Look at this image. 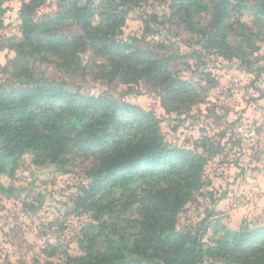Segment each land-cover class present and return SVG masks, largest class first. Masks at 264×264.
Instances as JSON below:
<instances>
[{
    "label": "rangeland",
    "instance_id": "obj_1",
    "mask_svg": "<svg viewBox=\"0 0 264 264\" xmlns=\"http://www.w3.org/2000/svg\"><path fill=\"white\" fill-rule=\"evenodd\" d=\"M201 1L207 8L198 12L189 0H0V96L22 92L13 112L37 119L48 109L31 114L22 104L57 102L65 92L154 115L166 149L205 159L201 182L175 220L187 249L199 245L200 264H264V254L240 251L244 237L229 234L264 229V0ZM217 4L225 15L220 24ZM58 13L67 19L57 37L75 42L70 62L61 43L25 37ZM80 14L111 28L116 42L164 57L174 88L112 73L106 51L77 43L85 37L73 18ZM127 119L122 123L130 125ZM2 128L0 264H125L139 250L151 251L136 235L140 215L125 204L142 201L145 183L156 178L142 172L128 183L97 179L90 171L98 155L66 153L55 162L49 152L9 143Z\"/></svg>",
    "mask_w": 264,
    "mask_h": 264
},
{
    "label": "trees",
    "instance_id": "obj_2",
    "mask_svg": "<svg viewBox=\"0 0 264 264\" xmlns=\"http://www.w3.org/2000/svg\"><path fill=\"white\" fill-rule=\"evenodd\" d=\"M189 1L198 12L207 8L201 0ZM83 10L87 12L90 9L83 7ZM215 11L216 21L220 24L225 17L224 12L218 4L215 5ZM84 16L85 14H80L73 17L81 23L85 34V37H79L76 41L82 43V47L86 46L83 40L94 44V50L106 51L104 56L113 58L107 61L112 73H127L134 79H144L148 83L162 85L167 91L174 88L170 83L172 74L163 70L164 57L131 44L116 42L115 33L111 28L92 26L90 17L83 20ZM64 19H67V16L63 13H58L55 17H44L39 25L28 28L26 40L47 45L61 43L63 58L70 62L72 58L68 49H74V40L69 41L62 36L63 40H59L56 35L59 29L57 27ZM185 22L191 24L189 20L185 19ZM189 30L194 31V28L190 26ZM216 30L220 28L216 27ZM39 47L43 49L45 45L39 44ZM234 55L236 54H229V58ZM44 82L49 84L47 80ZM262 93L264 94V91H261ZM63 96L57 102L50 101L55 98L49 97L40 103L28 100L22 104L31 114H35L37 109H48L47 113L40 115L38 119L32 115L20 116L19 113L13 112V106L20 101L22 92H14L11 97L0 96V103H6V108H0V124L3 125L2 131L7 140H10L8 142L22 144L36 152H49L55 162H61L66 153L98 155L99 161L90 171L97 179L105 176L109 181L128 183L131 179H137L142 172V177L153 176L156 180L147 181L146 187L141 190L143 200L129 203L133 202L131 199L125 204L132 207L131 210L135 209L132 211L134 214L140 215V229L136 235L146 239L148 246L151 245V251L139 250L137 259H131L125 264H133L135 261L139 264H195L193 259L202 256L199 245L187 249L184 235L179 234L174 225L180 209L201 182L205 159L192 151L173 152L166 149L158 120L152 114L104 98L83 97L68 92ZM61 101L69 104H61ZM122 118H128L130 125L122 123ZM10 156L14 157V154L11 152ZM173 160L177 162L172 164ZM136 203L138 204L134 206ZM229 234L237 239L244 237V240L239 242L240 251H251L255 257L257 253L261 256L264 254V229L247 231L246 234ZM155 240L157 242H154ZM185 259L192 261L185 262ZM121 262L123 261L120 258V261L108 260L102 264ZM201 262L203 260L199 257L198 264Z\"/></svg>",
    "mask_w": 264,
    "mask_h": 264
}]
</instances>
